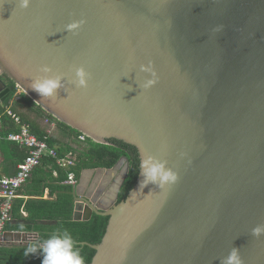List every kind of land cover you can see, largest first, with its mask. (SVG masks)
I'll list each match as a JSON object with an SVG mask.
<instances>
[{
    "label": "water",
    "instance_id": "obj_1",
    "mask_svg": "<svg viewBox=\"0 0 264 264\" xmlns=\"http://www.w3.org/2000/svg\"><path fill=\"white\" fill-rule=\"evenodd\" d=\"M45 64L64 84L49 97L29 88ZM81 66L86 87L71 82ZM4 73L59 121L177 176L139 187V173L118 202L122 156L105 169L110 186L89 194L78 182L73 219L109 216L100 243L82 242L96 251L89 264H220L233 247L264 264V234H252L264 224V0H0L2 99ZM37 240L7 230L0 245Z\"/></svg>",
    "mask_w": 264,
    "mask_h": 264
},
{
    "label": "trees",
    "instance_id": "obj_2",
    "mask_svg": "<svg viewBox=\"0 0 264 264\" xmlns=\"http://www.w3.org/2000/svg\"><path fill=\"white\" fill-rule=\"evenodd\" d=\"M11 91L1 99L0 116V151L11 156L9 165L14 167L16 173L18 165L27 156V150L19 143L8 140L10 133L19 132L20 126L7 114L6 108H11L20 117L21 121L30 125L31 132L44 139L49 147L53 148L57 156L46 154L37 165L26 183L19 189L18 194L28 195L29 198L17 197L12 208V219L6 223L5 230H17L38 233V240L31 242L39 244L54 233L67 230L79 248L84 264H89L96 251L94 248L82 242L98 244L104 237L109 223V216L93 214L87 221L73 219L75 199L74 186L68 184L69 173L73 172L77 181L86 168L113 167L122 156H127L130 161L128 176L120 190L118 202L124 200L137 182L140 173V157L138 149L122 140L112 138L109 143H98L87 137L81 140L82 132L72 128L68 124L59 121L52 114L47 113L42 106L36 104L27 94L22 93L19 100L13 101L17 92L15 82L6 74L2 75ZM13 101V104H12ZM27 104L29 108L36 110L45 118L55 123L58 133L38 130L37 127L23 114L16 111V107ZM4 120V121H3ZM72 152L76 155V162L71 166H62L58 159L64 158ZM10 171V167L8 169ZM10 174L9 172H7ZM2 178H0L1 180ZM48 189L49 195L44 198ZM21 225L23 229L21 230ZM28 246V245H27ZM27 246H2L0 245V264H41V253L24 255Z\"/></svg>",
    "mask_w": 264,
    "mask_h": 264
},
{
    "label": "clouds",
    "instance_id": "obj_3",
    "mask_svg": "<svg viewBox=\"0 0 264 264\" xmlns=\"http://www.w3.org/2000/svg\"><path fill=\"white\" fill-rule=\"evenodd\" d=\"M30 0H19L20 8H27ZM82 21H72L66 25V29L70 32L76 30ZM150 71L151 69H143ZM42 75H37L31 82L29 88L36 91L41 97H49L56 94L57 89L64 87L63 76L53 73L51 66L45 64L39 69ZM155 73H153V76ZM90 74L85 68L75 67L74 78L72 83L77 87H86ZM154 81L149 79L143 85L145 88L152 85ZM140 175L142 179L139 182V187H144L149 183L158 184L164 187L165 184L176 181L177 176L171 169L166 168L164 163L156 161L152 156L142 159L140 162ZM23 226L21 225V230ZM254 236L264 234V224H258L252 229ZM40 252L43 259L41 264H84V258L80 254L79 248L75 247V242L71 234L64 230L49 236L42 240L39 244L29 243L24 249V255L36 254ZM220 264H243L239 255V249L232 248L227 256L220 259Z\"/></svg>",
    "mask_w": 264,
    "mask_h": 264
},
{
    "label": "built area",
    "instance_id": "obj_4",
    "mask_svg": "<svg viewBox=\"0 0 264 264\" xmlns=\"http://www.w3.org/2000/svg\"><path fill=\"white\" fill-rule=\"evenodd\" d=\"M1 102V99H0ZM6 112L20 126L19 132L10 133L8 140L19 143L27 150V156L18 165L16 173L12 176L3 177L0 180V244L4 239L5 225L12 219V208L15 198L18 197L19 189L31 176L33 169L40 164L44 155L57 156L56 151L49 147L44 139H40L31 132L30 125L21 121V117L8 106ZM1 138V134H0ZM86 136L81 135L80 139L85 140ZM62 166H71L76 162V155L70 152L66 157L58 159ZM68 184L74 187L78 181L73 172L69 173Z\"/></svg>",
    "mask_w": 264,
    "mask_h": 264
},
{
    "label": "crops",
    "instance_id": "obj_5",
    "mask_svg": "<svg viewBox=\"0 0 264 264\" xmlns=\"http://www.w3.org/2000/svg\"><path fill=\"white\" fill-rule=\"evenodd\" d=\"M22 93L24 92L20 88H18L13 101L15 102L16 100H19ZM15 109L18 113L23 114L31 122H33V124L37 127L38 130L48 131L50 133H55V134L58 133L55 123L48 121L45 118V116L41 115L36 110L29 108L27 104H21L20 106H17ZM2 119H3L2 116H0V123ZM9 158H12V155L9 156L5 154V161H4V156L3 154H1L0 151V178L9 176L13 174L15 171L13 165L12 166L9 165L10 163L12 164V162H9L8 160ZM9 167H10V171L8 170ZM102 168L103 170L100 171L98 170L94 171L95 170L94 168H86L82 171L81 177L78 182L80 184V189L83 192L92 194L100 185L104 186L105 188L111 185L116 175L115 174L107 175L105 171L106 168L105 167ZM90 169H94V170H90ZM7 172H9L10 174H8ZM48 195H49V191L48 189H46L44 193V198H47ZM18 197H24L26 199L29 198L28 195H22V194H19Z\"/></svg>",
    "mask_w": 264,
    "mask_h": 264
}]
</instances>
